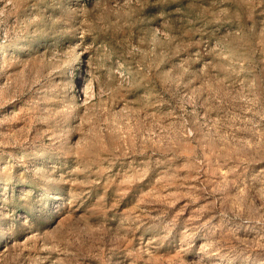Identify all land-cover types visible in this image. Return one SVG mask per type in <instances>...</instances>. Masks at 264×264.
<instances>
[{"label": "rangeland", "instance_id": "rangeland-1", "mask_svg": "<svg viewBox=\"0 0 264 264\" xmlns=\"http://www.w3.org/2000/svg\"><path fill=\"white\" fill-rule=\"evenodd\" d=\"M0 264H264V0H0Z\"/></svg>", "mask_w": 264, "mask_h": 264}]
</instances>
